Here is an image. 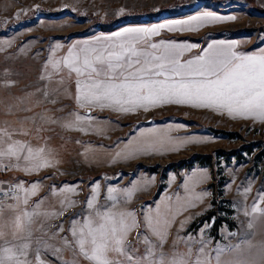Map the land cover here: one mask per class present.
<instances>
[{
    "label": "rangeland",
    "instance_id": "rangeland-1",
    "mask_svg": "<svg viewBox=\"0 0 264 264\" xmlns=\"http://www.w3.org/2000/svg\"><path fill=\"white\" fill-rule=\"evenodd\" d=\"M203 13L221 20L176 23ZM160 24L175 27L140 34L138 49H170L186 71L212 38L238 40L243 51L262 47L264 0H0V187L9 198L14 189L64 183L55 192L62 203L79 191L62 219L73 255L80 252L69 229L79 205L92 227L101 216L124 214L127 256L111 254L120 264L127 257L131 264H218L217 256L219 264H261L264 216L245 212L264 209V119L158 103L122 121L76 100L77 80L88 78L63 67L69 50L107 49L129 38L116 36L125 29ZM114 120L120 131L109 134ZM10 145L15 155L7 154ZM15 242L5 236L0 248L19 249Z\"/></svg>",
    "mask_w": 264,
    "mask_h": 264
},
{
    "label": "snow or ice",
    "instance_id": "snow-or-ice-1",
    "mask_svg": "<svg viewBox=\"0 0 264 264\" xmlns=\"http://www.w3.org/2000/svg\"><path fill=\"white\" fill-rule=\"evenodd\" d=\"M220 20V17L211 13H203L176 23L191 27L193 24L202 26ZM166 27L172 30L175 25L160 24L153 28L125 29L124 33H117L116 36L127 35V40L103 50L84 48L77 54L69 50V57L64 58V67L77 76L86 75L88 78L84 83L77 80V102L81 106H116L118 110L125 112L135 108L147 111L149 105L155 106L158 103L190 104L193 107L226 109L230 115L236 113L264 118V55L239 56L236 53L229 55L221 52L215 58L207 60L199 57L200 63L194 69L191 67L194 62L189 61L185 71L186 66L179 64L174 51L165 49L159 55H154L137 47L140 34H154L158 28ZM151 47L155 49L157 45L153 44ZM212 47L209 45V48ZM58 65L59 62L53 64V67ZM160 77L163 79H159ZM19 148L22 150L23 145ZM16 151L10 145L7 154L15 155ZM28 151L31 154V148ZM255 213L264 216V209L253 206L251 213L245 212V215ZM33 215L39 214L24 212L16 215L13 220L0 224V239L7 235L5 228L11 229L14 239L28 230L33 222ZM120 215V221H116L111 215H104L100 217L103 222L96 227H92L91 222L85 225L88 229L87 240L82 238L79 244L81 252L89 261L94 264H120L119 261L110 260L109 256L112 253L127 256L123 239L130 228L123 221L124 214ZM2 216L3 210H0V217ZM248 227H253L252 222ZM5 243L8 241L5 240ZM86 243L89 245L87 250ZM26 247L24 245L15 250L14 247L0 248V264H23L17 259L16 251L23 254ZM235 247L239 249L240 245ZM252 247L254 246L249 244V248ZM218 251L223 252L224 249ZM127 259L131 264V257ZM216 259L219 264V256ZM160 264H164L163 259ZM167 264H188V261L173 258ZM196 264L206 262L198 259ZM236 264H254V261L238 260ZM261 264H264V254L261 256Z\"/></svg>",
    "mask_w": 264,
    "mask_h": 264
},
{
    "label": "crops",
    "instance_id": "crops-1",
    "mask_svg": "<svg viewBox=\"0 0 264 264\" xmlns=\"http://www.w3.org/2000/svg\"><path fill=\"white\" fill-rule=\"evenodd\" d=\"M237 44L238 40L235 39L212 38L208 42H206L203 50H201L200 52H195L194 57H190L189 61L194 62L191 67L193 69L197 67V65L200 63L198 59L199 57H204L205 60H207L210 58H215L216 54L221 52L227 53L229 55L231 53H236L239 56L264 55V45L259 49L257 48L251 51H243L237 46ZM209 45H212L213 47L209 48ZM143 51L149 53L148 49ZM163 51L164 50H162V52ZM162 52L156 50L153 54L159 55ZM175 58H177V56ZM64 68L68 70V68ZM87 107L100 112L108 110L109 113L114 116V118H120L122 121L139 117V115H141L142 111L144 110L143 108H135L131 111L125 112L118 110L116 106L101 108L97 105H87ZM207 109L220 110L224 113L228 112L226 109ZM232 114L246 118L248 120L264 119L257 115H239L236 113ZM110 123H112L114 127L112 130H110L109 134H111L112 132L117 133L118 131H120L117 120H114L113 122L110 121ZM98 134L102 135V133ZM63 184L58 188H54L53 186H51L50 189L44 187V189H37L35 187L36 185L34 184L31 185L30 190L27 194H22L21 191L14 189L13 193L9 194V198H7V201L4 202V200L0 203V210H3V216L0 217V224H4L6 221H11L16 215L22 214L24 212L39 214L33 215V222L29 226L28 230L24 231L17 238H15V243L18 244L19 248L27 245V247L23 249V254H21L19 251L16 252L17 259L23 262V264H87L86 261L89 262L88 264H94V262L89 261L83 255L80 249L79 240L82 238L86 239V232L88 230H86L85 227V208H81L79 205H77V207H79L81 211L78 212L77 216L71 218V229L69 230H72L73 233L75 232V236L77 239L75 245L77 246V250H79L80 253L77 255H73L70 253L71 246L69 245L68 236L64 232L67 228V225H65L66 222L62 219L64 214L68 211L70 204L74 205L75 199L77 197V192L79 191L73 192V202H59L56 198L57 195L55 194V192L61 189ZM16 186L20 187L19 185H14V187ZM131 202L132 201L129 202L127 200L125 204L130 207ZM121 203L123 204L124 201H121ZM4 231L7 233L6 236H12L10 228H5ZM88 247L89 245L86 243L85 249L87 250ZM109 259L118 261L115 254L113 256L110 255Z\"/></svg>",
    "mask_w": 264,
    "mask_h": 264
},
{
    "label": "built area",
    "instance_id": "built-area-1",
    "mask_svg": "<svg viewBox=\"0 0 264 264\" xmlns=\"http://www.w3.org/2000/svg\"><path fill=\"white\" fill-rule=\"evenodd\" d=\"M8 197L7 191H5V188L3 186L0 187V203L4 200H6Z\"/></svg>",
    "mask_w": 264,
    "mask_h": 264
}]
</instances>
